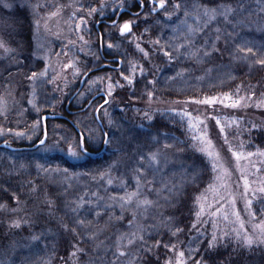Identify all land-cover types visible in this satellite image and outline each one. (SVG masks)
<instances>
[{"label":"trees","instance_id":"obj_1","mask_svg":"<svg viewBox=\"0 0 264 264\" xmlns=\"http://www.w3.org/2000/svg\"><path fill=\"white\" fill-rule=\"evenodd\" d=\"M149 1L143 0L145 10L132 18L135 21L131 33L144 41L139 44L134 40L127 42L134 35L119 33L120 24L131 21L128 13L121 14L117 27L108 24L116 19L121 0H90L81 6L88 26L85 37L92 49L77 53L78 68L86 79L84 85L101 76L123 87L116 86L108 104L104 99L97 101L103 105L98 115L111 141L106 152L97 158L87 155L98 154L104 147L100 138L105 134L94 116L97 139L86 141L88 150L80 160L69 157L68 144L62 137H76L78 131L84 130L76 117L90 110L82 111L88 100L76 113L68 114L64 105L67 99L57 105L48 104L43 98L49 91L42 89L37 108L30 106L34 89L33 80L27 77L33 71L38 75L44 68V63L33 57L34 16L30 7L20 5L18 0H5L13 4L12 8L0 3V39L12 49L8 55L0 54V99L6 106L4 114L0 113V128L7 132L0 144L20 148L11 151L0 147V204L7 206L0 209V264H167L169 259L175 261L178 251L185 252V264H195L206 257L207 242L213 234L219 239L211 250L217 264H264V243L244 245L245 235L237 236V224L222 222L211 216L210 210H204L203 202L216 181V171L207 154L199 150L204 144L187 122L173 115L176 110H189L193 117L205 118L223 160L234 159V152L243 156L253 153L250 179L264 186V158H260V152H264V67L251 59H241V55L250 54L238 53L236 49V45L243 47L247 43L261 56L264 0H167L165 7L172 18L164 10L157 15L149 13ZM101 3L118 11L105 14L100 11ZM139 3L123 0V8L139 11ZM176 3L181 5L179 10L173 8ZM221 5L232 9L227 19L219 15L225 10ZM90 8L97 11L89 15ZM204 8L218 10L214 21L202 15ZM185 20L187 28L197 29L191 34L195 45L201 51L207 48L209 56L196 58L180 47L186 45L188 35L180 26ZM99 21L104 22L97 27ZM217 29L219 40L215 39ZM109 42L114 47L105 52ZM120 42L124 43L125 53L120 52V46L115 47ZM213 43L218 52L212 50ZM137 44L147 55L138 52ZM101 45L106 56L123 60L119 69L92 71L102 63ZM94 49H98L97 55L93 54ZM167 53H171V58ZM131 57L142 65L143 71L134 76L133 84L127 85L120 72L129 76L125 66ZM209 99L212 104L204 102ZM238 100L239 104L233 106ZM71 109L76 108L71 105ZM105 110L112 111L110 126L103 117ZM145 113L152 119L146 118ZM45 114L65 118L43 123ZM16 132L34 135L31 142L18 141ZM45 132V144L54 148L51 152H42L43 146L34 148ZM151 153H159L158 159H166L168 164L156 168L148 159ZM141 156L145 159L141 160ZM254 164L259 167L257 170ZM141 166L143 170L138 171ZM106 180L113 184L104 183ZM138 181L140 199L153 203L139 210H122L118 198L137 191ZM257 191L252 204L238 207L239 219L248 231L254 224H264V193ZM13 193L20 201L17 211H12L17 208ZM201 195L206 198L198 203ZM197 212L201 213L199 217ZM14 220L20 221V227L12 226ZM78 220L85 221L83 227H77ZM62 225L75 228V233ZM177 227L182 231L173 235ZM33 235H40L41 239L33 240ZM157 241L160 245L155 247ZM165 244L169 247L165 248ZM76 247L83 251H76ZM146 247H152V251L146 254ZM193 249L198 251H191L189 258Z\"/></svg>","mask_w":264,"mask_h":264},{"label":"rangeland","instance_id":"obj_2","mask_svg":"<svg viewBox=\"0 0 264 264\" xmlns=\"http://www.w3.org/2000/svg\"><path fill=\"white\" fill-rule=\"evenodd\" d=\"M89 1L90 0H18V3L20 5H26L29 7L30 5L33 4L40 5V7L35 10V12L30 7L33 14L32 16H34L33 57L44 63V68L40 73H45L44 75H40L39 73L37 75V78L33 80L32 86L34 90L32 92V96L29 102L30 106H32L33 108H37L38 106V102L40 100L39 92L42 89L43 90L46 89L49 91V95H46L43 98V102H46L48 104L50 102L53 105H57V103L60 104L62 101L64 102L67 99L64 104L66 109L68 107H69L68 109H71V105H73V108H76L74 109L75 111H78V109H80L83 103L88 100L86 103L87 105L90 98H93L98 94H105L106 100L108 99V103H109L108 92L111 91L112 94L110 96H112L113 93L117 91L118 88L116 87L117 86L116 83L111 82V80L109 79H104L101 76H97L91 78L90 80L88 79L89 81L87 82V84L86 85L83 84L80 92L71 102H69L71 97L74 95V94L70 95L72 89H74L73 93L74 92L76 93L82 83L81 81L82 74L80 73V70L78 68L80 61L79 57L77 56L78 50L80 51V53L81 51L86 53L87 51L92 50L90 49L89 43L85 37L87 33L86 31H88L87 30L88 26L86 25V21L84 19L85 17L84 13H82L81 11V6H84L85 3ZM124 9L125 8H123L121 11H123ZM116 11H118V9L116 10L115 8H110L109 5L103 8L102 10V12H104L105 14H112L113 12L115 13ZM124 11H128V9H125ZM81 17H83V19H81ZM130 20L135 21V19L132 18ZM36 21H39L38 28L36 25ZM212 21H214V19ZM109 23L111 24L112 22ZM180 26H183V28L186 29L187 31L188 28L186 24L182 23ZM200 29L201 27H198V30ZM127 35L128 34H126V36ZM81 36L83 37V41L80 39ZM132 40H134L138 44L139 42L140 43L144 42L142 39H140L139 36L136 35H134V37H131L127 42H132ZM123 45L124 43L120 42L119 48H121L120 52L125 53L126 50L124 49ZM109 49L110 48L107 47L105 49V52L108 51ZM138 49H139L138 52L141 53V47H139ZM0 50H1L0 54L2 55L1 57L8 55L10 53V52L5 53L3 49ZM95 51L97 53L98 49L97 50L94 49L93 51V54L97 55ZM99 53H100V49H99ZM117 58L120 59L119 57ZM66 64H71V66L65 67ZM126 65L127 66H125V69L128 72L129 76H132V79H134V76L136 74L138 73L142 74L143 71L142 65L138 64L133 57L128 59V63ZM95 69L96 67H94L92 71H94ZM121 78L124 80L122 76ZM124 82L127 85H129L127 81L124 80ZM110 84L112 85L111 88L109 87ZM101 97H105V96H100L96 99V101H93L92 108L90 105L89 106L85 105L86 107L84 106V109L81 108L83 109L82 111H85L87 109L90 110L87 111L86 114H79L76 117V120L81 126L84 127V125H87L88 127L94 129L95 132L98 131V129L96 124H93V117L95 116L96 118V113L97 112L99 113L100 111L101 107H99L97 111V106L101 103L97 101ZM55 98L58 100V102H56ZM54 100L55 102H53ZM5 108L6 106L4 100L0 99L1 114H4ZM105 112L107 114H105ZM186 113L190 114V111L176 110L173 112V115L177 116L178 119L187 122L191 131L194 132V134L198 138H202L200 139L202 143L203 140L210 141L211 147L209 150L213 151L214 153H218L213 143V140L209 135V126L205 118L193 117L194 115L193 116L192 114L186 115ZM69 114H73V112H70ZM203 115L204 114H201V116ZM103 117L105 118V122L107 126H110L112 123V118H111L112 111L110 110L103 111ZM38 127L39 126L37 125L36 126L37 130ZM0 130H2L0 131V140H1L6 136L7 132L3 128H0ZM33 135L34 134H29V133L26 134L17 133V132L14 133V136L18 141L24 140L27 142H31L30 140H32ZM53 149L54 148L52 146L45 144L43 145L42 152H46V151L51 152ZM69 157L73 160L84 159V156L81 155L74 157L70 154ZM222 158L223 157L219 155V161L216 162L221 167L215 169L216 181L213 184L211 192L208 193L206 200L203 202V204L205 205L204 210L205 211L210 210L211 216L213 215L216 219L221 220L222 222H227L228 224H233V223L237 224L238 232L240 233V235L243 236L244 234L256 238L260 226L264 224L263 223L254 224L251 227L252 228L251 231H248L246 226L243 227L242 222L239 219L240 217L238 216L239 205H241L242 207H248L249 204L247 202L250 200L252 204L254 199L258 197V194H256L258 192L257 190L264 187L263 184L261 183L259 184V182L250 179V175L253 173V171H251L250 168L252 164L251 161L252 156L242 155L240 160H237L235 157L234 159L229 161H226L225 159L223 160ZM260 158L261 159L264 158V155H261ZM208 159L211 161L213 165L214 161L212 160V158L208 156ZM164 160L169 162L166 159ZM165 161L162 162L159 160V163L155 164L154 166L156 168L159 167L163 168L164 165L168 164ZM258 168L259 167L256 165L255 169L257 170ZM222 169H226V172L222 171ZM217 177L220 178L217 179ZM244 178H247L248 180L249 187L247 189L244 186ZM104 183H107L108 185H112L113 181L111 180V183H109V180H106L104 181ZM236 191L238 192V194ZM244 228L246 229V231L244 230Z\"/></svg>","mask_w":264,"mask_h":264},{"label":"snow or ice","instance_id":"obj_3","mask_svg":"<svg viewBox=\"0 0 264 264\" xmlns=\"http://www.w3.org/2000/svg\"><path fill=\"white\" fill-rule=\"evenodd\" d=\"M139 2H140L141 5L143 4V0H139ZM0 3H2L3 7H5V8H12L13 7V4L7 3V2H5V0H0ZM157 3H158V6H159V9L164 10L165 11V15H167V16H169V18H171V13H169L167 11L166 7H165L166 3H167V0H152L153 7L151 9H149V13H151L153 11H157V7H156ZM107 6L108 5H106L104 3H101V5H100L101 12H102L103 8H105ZM30 7L35 12V10L40 7V5L39 4H33V5H30ZM118 7L119 8H123L124 7L123 0H121V3H120V5ZM180 7H181V5L179 3H176V4L173 5V8L175 10H179ZM220 7L221 8H225V6H223V5H221ZM96 11H97V9L90 8L88 14L91 15V14L95 13ZM231 11H232V9L230 7L229 8H225L224 11L219 12V15H221L225 19H227L228 14ZM203 14L205 16H207L210 20L211 19H215L217 14H218V10L216 8H204L203 9ZM185 16L186 17L188 16L187 12H185ZM81 19H83V17H81ZM147 23H149V21L147 20V17H146L145 18V24H147ZM182 23L186 24V20L183 21ZM132 24H133V21H125L121 26H119L118 30H119L120 35L124 36L125 34H131ZM36 25H37V28H38L39 27V21H36ZM112 26L113 27H117L116 21H113V25ZM147 30L148 29L146 28L145 31H147ZM187 31H188L189 34L186 35V37H185L186 45H180V47H185L187 54L190 55V56L196 57V58H199L201 55L205 56V57L209 56L211 53L207 50V48H205L203 51H201V49L195 45V42L192 39L191 34L194 33L195 31H197V29L192 28V26H188ZM219 31L220 30L217 29V35L215 37L216 40L220 39ZM80 39L83 41V37L82 36L80 37ZM155 43L158 44L159 41L157 40ZM107 47L108 48H113L114 46H113V44L111 42H109L107 44ZM115 47H119V45H116ZM137 47L139 48L138 44H137ZM211 48L214 51H217V52L219 51V49L216 48L214 43L211 44ZM0 49H3V51L5 53H9V52L12 51V49L9 48L7 46V44L5 43V41H3L2 39H0ZM236 49H237L238 53H245L246 52V53L250 54V55H241L240 56L241 59H244V60L251 59L254 63L264 67V49L261 50V56H259V57L253 51V47L248 46L247 43H245L243 47H241L240 45H236ZM141 51L143 52V49H141ZM144 54L147 55V53H144ZM167 55H169V58H171V53H167ZM113 63L116 64L117 66H122L123 65V60H114ZM70 66H71V64H66L65 65V67H70ZM77 71H78V69H77ZM44 74L45 73H40V75H44ZM120 75L124 78L125 81H127V83L129 85L133 84L132 76H124V73L122 71L120 72ZM36 78H37V73L34 72V71L31 73L30 76L27 77V79H29V80H35ZM97 79H99V78H97ZM150 83L154 84L155 81H151ZM117 86L123 87V85H119L118 82H117ZM109 87L111 88L112 85L110 84ZM111 94H112L111 91H109L108 95L110 96ZM148 95L151 96L152 93H148ZM253 95H254V93H253ZM244 99H245V97H240V100H244ZM204 102L213 103V100L209 99V100H206ZM239 102H240L239 100L236 101L233 106H236V104H239ZM104 103L107 104L108 100H105ZM100 107H103V105H101ZM97 111H98V109H97ZM105 114H107V113L105 112ZM186 115H190V114L186 113ZM145 116L148 119H152V117L149 116L147 113H145ZM37 123H39V121H37ZM217 123H219V121H217ZM77 127L79 128V125H77ZM252 128L256 129L257 125L253 124ZM0 131H2V130H0ZM8 131H11V130L9 129ZM221 131H223V127L221 128ZM62 139L64 140V142L66 144H68L67 151L72 156L77 157V156L82 155V154L87 152L88 149L85 146L86 145V141L95 142L96 139H97V136H96V133H95L94 129L88 127L87 125H84V130L83 131H78L77 134H76V137L66 136V137H62ZM100 139H101V142L104 143V144L111 143V141L107 138V134H105V136L101 137ZM198 139H202V138H198ZM41 143L43 144L44 140H41ZM203 144H204V146L199 147V150L201 152L206 153L209 157L212 158V160L214 161L213 169L215 170L216 168L221 167L218 163H216L217 161H219V153H214L213 151L209 150L210 147H211V142L208 141V140H203ZM165 147H169V145H165ZM176 150L177 151H181L179 148H177ZM260 154L264 155V152H260ZM158 155H159V153H151L149 155V157H148L150 163H152L153 165L158 164L159 163ZM233 155L236 157L237 160H240L241 156H242V154L240 152H234ZM251 155H253V153H248V156H251ZM140 159L143 160V159H145V157L141 156ZM142 170H143V166H141V169L138 170V171H142ZM222 171L226 172V169H222ZM219 178L220 177H217V179H219ZM193 179H194V177H193ZM109 183H111V180H109ZM139 186L140 185H139V181H138V183H137V191H133L131 193H127L124 197H119L118 198V201L120 203V207H121L122 210L123 209H128V208H133V207L135 209L139 210L142 206H147V205H150V204L153 203L152 201H150V200H148L146 198L145 199H140V195L141 194L139 193ZM244 186H245L246 189L249 187L247 178H244ZM259 191L264 193V187L260 188ZM13 198L16 200L17 208L16 209H12V211H17L18 208H19V204H20L19 197H16L15 194L13 193ZM205 198L206 197L201 195V197L197 198V202L199 203V201L201 199H205ZM247 203L250 205L251 201L249 200ZM6 207L7 206L5 204H0V209H4ZM200 214H201L200 212H197L196 213L197 217H199ZM168 219L170 220L171 217H169ZM130 223H131V221H130ZM84 224H85L84 220H78L77 221V227H83ZM12 226L13 227H17V228L20 227V221L19 220L12 221ZM62 226H63V228L65 230L75 233V228L68 229L67 225H62ZM192 227L196 228V224H193ZM140 230L143 231L142 228ZM180 231H182V230L179 227H177L175 229V232L173 233V235H175L176 232H180ZM197 231H198V229H197ZM239 235H240V233L237 232V236L238 237H239ZM31 239L40 240L41 236L40 235H33L31 237ZM139 239L142 242V244L146 245V242L144 241L143 236H140ZM257 242L264 243V225L260 226L259 232L256 235L255 239H253V237H251V236L245 235L244 239L242 241V243L244 245L249 246V247L251 245H253L254 243H257ZM78 243H79V241H78ZM128 243L132 244L133 241L131 239H129ZM218 244H219V239H218V237L215 234H213L211 236V238L207 242L206 257H202L201 259L196 260L195 264H217L216 260L213 257V253H212L211 250L214 249ZM159 245H160V242L157 241L155 247H158ZM164 247L168 248L169 245L165 244ZM171 248L173 250H175L176 246L175 245H171ZM76 251H81L82 252L83 250L80 249L79 247H76ZM151 251H152V247H146V254L150 253ZM191 251H198V250L197 249L190 250L189 251V258H191ZM120 255H125V253L121 252ZM73 256H75V252H73ZM184 256H185V252L184 251H178V257L175 259V261L169 259L167 261V264H185ZM144 264H150V261H144Z\"/></svg>","mask_w":264,"mask_h":264},{"label":"flooded vegetation","instance_id":"obj_4","mask_svg":"<svg viewBox=\"0 0 264 264\" xmlns=\"http://www.w3.org/2000/svg\"><path fill=\"white\" fill-rule=\"evenodd\" d=\"M150 2V8L149 9H151L152 7H153V4H152V0H150L149 1ZM139 7H140V10L139 11H131V10H128V11H121L123 8H120V10L117 12V14H116V19L114 20V21H116V23L118 24L119 23V21H118V18L121 16V14H123V13H128L130 16H131V18H136L141 12H143L144 10H145V4H140L139 3ZM156 7L158 8V6L156 5ZM126 9V8H125ZM161 9H157V11H153V12H151L153 15H157V13L160 11ZM127 21V20H126ZM104 21H99L98 22V24H97V27H99V25L101 24V23H103ZM125 21H123L121 24H120V26L124 23ZM108 24H110V23H108ZM112 25H113V22L111 23ZM100 56H101V59H102V63L99 65V66H97L96 67V69L95 70H98V69H103V68H106V67H110L111 69H115V70H117V69H119L121 66H117L116 64H114L113 63V61L114 60H117L118 58L117 57H108V56H106V54H105V52H103V48H102V45L100 46ZM119 67V68H118ZM94 69V68H93ZM87 75V74H86ZM85 76H83L82 77V79H81V81L83 80V78H84ZM87 78H88V76H87ZM85 80L86 79H84V82H85ZM83 82V83H84ZM75 93V92H74ZM101 99H104V101H105V97H101V98H99V100H101ZM92 100V98L89 100V102ZM103 101V102H104ZM89 102H88V104H89ZM87 104V105H88ZM100 105L101 104H99L98 106H97V109L100 107ZM69 108V107H68ZM66 109L67 110V112H68V114L70 113V112H73V113H76L77 111H75V110H72V109ZM71 110V111H70Z\"/></svg>","mask_w":264,"mask_h":264},{"label":"water","instance_id":"obj_5","mask_svg":"<svg viewBox=\"0 0 264 264\" xmlns=\"http://www.w3.org/2000/svg\"><path fill=\"white\" fill-rule=\"evenodd\" d=\"M157 6H158V3H157ZM158 9H159V6H158ZM124 10H125V9H124ZM124 10H123V11H124ZM117 60H120V59H117ZM82 86H83V80H82V83H81L80 88H79L78 91H77V92L71 97V99H70L69 102H71V101L76 97V95H77V94L80 92V90L82 89ZM100 96H106V95H105V94H98L97 96H94V97L92 98V100L90 101V103L88 104V106L91 105V103H92L93 101H95V100H96L98 97H100ZM107 100H108V99H107ZM56 118H65V117H64V116H61V115L47 114V115H44V116L42 117V121H43V123H45L48 119H56ZM96 118H97V120L99 121V124H100V126H101V128H102L104 134H106V132H105V130H104V128H103V124H102V122H101L100 119H99L98 112L96 113ZM107 138H108V135H107ZM42 140H44V143L42 144L41 141H40L36 146H34V148H37V147H39V146H43V145H45L46 140H47V133H46V132L44 133V136H43V139H42ZM0 147L5 148V149H8V150H11V151H17V150L20 149V148L12 147V146H10V145H8V144H6V143H1V144H0ZM106 149H107V144H104L103 150H102L100 153H98V154L87 153V155H88L89 157H92V158H97V157L102 156V155L106 152Z\"/></svg>","mask_w":264,"mask_h":264}]
</instances>
